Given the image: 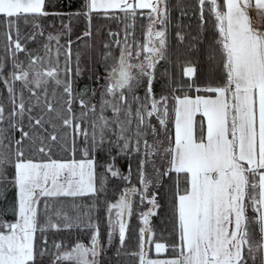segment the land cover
Wrapping results in <instances>:
<instances>
[{
	"label": "snow or ice",
	"instance_id": "1",
	"mask_svg": "<svg viewBox=\"0 0 264 264\" xmlns=\"http://www.w3.org/2000/svg\"><path fill=\"white\" fill-rule=\"evenodd\" d=\"M75 3L0 0L8 53L0 60V201L13 193L10 205L0 206V264H101L115 236L119 256L134 197L149 205L135 213L138 249L126 253L137 264H264V0H197L201 27L206 11L214 17L211 56L218 53L222 76L198 86L189 63L183 75L192 83H175L166 70L159 92L168 0H79L75 11H65ZM117 12L131 21L123 41H115L119 54H105L113 63L104 75L93 73L96 86L80 87L90 46L73 59L74 41L60 43L72 31L63 19L86 20L79 40L92 36L94 14ZM138 15L147 19L142 41L134 35ZM48 17L60 18L64 31L45 35ZM121 158L127 173L117 165ZM133 160L138 186L131 183ZM111 179L125 187L114 201L101 200ZM166 186L170 243L155 239L151 225ZM101 203L107 245L95 216ZM73 229L89 230V242L49 247V232Z\"/></svg>",
	"mask_w": 264,
	"mask_h": 264
},
{
	"label": "trees",
	"instance_id": "2",
	"mask_svg": "<svg viewBox=\"0 0 264 264\" xmlns=\"http://www.w3.org/2000/svg\"><path fill=\"white\" fill-rule=\"evenodd\" d=\"M79 7V0H76L75 7L66 8L65 11H75ZM168 7L170 9L169 23L167 28V40H168V51L167 59L160 62L158 66V75L161 76L159 82L156 84L157 92L160 91L162 85L166 84L168 76L163 75L167 70V73L171 76L175 83L187 85L192 83V80L184 77V67L188 66L189 63L195 68V84L203 86L206 83H214L218 81L222 76V67L219 64V56L215 59L212 58L211 53L215 48L214 39L216 32L214 28V17L205 12V22L201 27V20L199 15V7L197 0H168ZM207 8V5L205 6ZM118 18H106L102 15L94 14L92 19V33L99 30L101 35V42L99 47L100 57L98 60L92 59L93 52L87 51L86 59L82 58L81 67L84 69L83 74L79 80V86L83 87L85 84L90 86H96L93 84L95 76H102L105 74L113 60L111 57L105 59V54L111 52L113 56V43L112 38L109 35L108 26L111 25L115 28H120L123 33L125 31V25L131 23L130 20H126L122 13L117 12ZM78 22L76 32L69 37L65 38L61 44H65L68 38H71L74 43L72 45L73 59H75V53L78 51L79 42L77 37H81L83 30L87 29V22L83 17L75 18ZM147 24V19L141 16H137L135 20L134 35L137 40H143L144 27ZM28 29L21 24V35H24ZM133 31V29H129ZM177 32L182 33L185 36L183 41L177 38ZM131 42V40H130ZM5 37L3 26L0 25V60H3L8 53L5 50ZM110 45V48H105V45ZM30 48H38L36 44L29 43ZM92 59V60H91ZM95 73V76H93ZM102 83V81H101ZM175 86V85H174ZM3 85H0V89ZM189 95H197L194 89H185ZM141 94L142 90H141ZM183 92H177V95H183ZM202 94V93H201ZM171 103V101H170ZM110 115V113H109ZM199 119V117H198ZM106 159L105 154L101 153L99 162L102 164ZM127 163L125 159L121 158L117 161V165L120 167L122 172L127 173ZM133 167V178L131 183L137 185V178L135 175L136 161L132 162ZM98 171L103 172V168H99ZM138 186V185H137ZM125 187L124 182L118 179H111L108 184V192L105 197H101V200L108 199L114 201L118 198L120 191ZM167 186L165 189H161L160 204L161 208L157 214L151 218V225L155 232V239L160 241L171 242L174 237L172 233V214L171 206L169 204L170 194L165 195ZM7 200L0 201V206H9L13 193H7ZM136 203H134V214L129 220L128 236L125 242V246L121 249V254L117 256V249L119 248L118 236L113 238L112 245L107 247L106 252L101 257V264H137L135 258H132L126 253L137 251L139 244V228L141 223L139 217L135 214L140 212L141 209L144 211L149 205L140 206L138 203V197H134ZM84 203H90L89 200H85ZM105 208L103 203L100 204L99 210L95 213L100 224L101 241L107 245V223L105 219ZM11 218V217H8ZM49 247H51L53 241H62L66 247L73 245L76 241H83L88 243L90 240V231L73 229L65 230L60 232H49L47 234Z\"/></svg>",
	"mask_w": 264,
	"mask_h": 264
},
{
	"label": "rangeland",
	"instance_id": "3",
	"mask_svg": "<svg viewBox=\"0 0 264 264\" xmlns=\"http://www.w3.org/2000/svg\"><path fill=\"white\" fill-rule=\"evenodd\" d=\"M42 22H43V24H44V26L46 28L45 35H47L48 32H53L55 34L56 32H63L64 31L63 26L61 24V19L60 18L48 17V18L44 19ZM63 23L64 24H70V27L72 29L70 35L74 34L76 32V29H78V26H77L78 22L75 21L74 19L70 20L68 17H64ZM108 29H109V33H117L118 34V35H115V36L110 35V37L112 38V43H113L112 45L114 47L113 56H118L119 48L115 44V41L117 39L123 41L124 32L121 33L120 31H122V30L120 28H115V27H112L111 25L108 26ZM83 31H85V30H83ZM82 34H83V32H82ZM82 34H81V37H82ZM67 37H69V35H65L61 39L60 43H62L64 41V39L67 38ZM78 42H79L78 51L84 52L86 45H89L90 47L87 48V51L88 50H90L89 52L92 51L93 52L92 59L94 58V59L98 60V58L100 57V51H101V49L99 47V44L101 42V35L99 34V30L96 31V32H93L91 37H83L82 39H79ZM54 47H55V42H53V48ZM34 49H38V48L36 47ZM41 54H43V53L41 52ZM82 58H84V60H85L86 56H82ZM20 59H24V56L21 55ZM147 208L144 209V211L147 210ZM142 210L143 209H141V211ZM71 246H68L67 248H71ZM149 256H151L152 258L156 257L154 245H149Z\"/></svg>",
	"mask_w": 264,
	"mask_h": 264
}]
</instances>
